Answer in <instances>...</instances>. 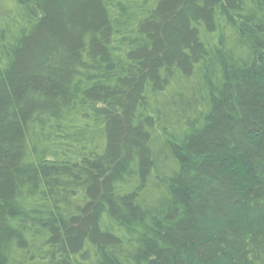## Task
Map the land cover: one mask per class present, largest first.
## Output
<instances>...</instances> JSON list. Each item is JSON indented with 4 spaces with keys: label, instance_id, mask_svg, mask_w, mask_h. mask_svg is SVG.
I'll use <instances>...</instances> for the list:
<instances>
[{
    "label": "trees",
    "instance_id": "1",
    "mask_svg": "<svg viewBox=\"0 0 264 264\" xmlns=\"http://www.w3.org/2000/svg\"><path fill=\"white\" fill-rule=\"evenodd\" d=\"M0 264H264V0H0Z\"/></svg>",
    "mask_w": 264,
    "mask_h": 264
}]
</instances>
